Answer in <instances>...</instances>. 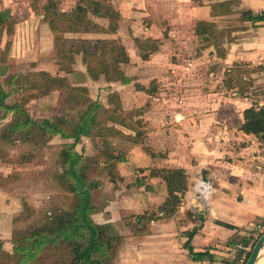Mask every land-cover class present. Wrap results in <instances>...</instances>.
I'll use <instances>...</instances> for the list:
<instances>
[{"label":"crops","instance_id":"obj_1","mask_svg":"<svg viewBox=\"0 0 264 264\" xmlns=\"http://www.w3.org/2000/svg\"><path fill=\"white\" fill-rule=\"evenodd\" d=\"M148 1L135 5V0H122L113 7L120 14L117 30L122 32V44L133 45L125 50L128 61L120 64L128 82L107 81L103 75L91 79L81 55H75L72 70H62L63 74L79 75L77 82L68 80L86 87L90 102L106 109L118 106L124 116L164 91L167 71L198 70L175 69L171 64L164 68L160 64L164 58L174 54L175 60L193 63L205 61L209 54L221 61V119L216 113L195 115L197 111L152 116L145 112L126 118L141 132L135 141L123 138L134 136L132 126L108 118L102 127H114L122 136L102 137L97 133L101 126L82 135L80 140L94 139L113 156L110 164L101 162L110 184L123 179L120 198L107 204L106 218L95 212L99 213L95 220L117 223L123 216L117 204L125 202L133 205L134 213L157 207V216L140 239L152 243L142 248L138 264H235L241 246L252 241L254 224L264 217V134L241 130L243 111L264 106V0H153L152 9ZM200 27L211 32H201ZM139 40L154 45L147 56L140 55ZM194 42L208 45L186 55L188 44ZM147 75L155 79L151 85ZM158 104L168 105L164 98ZM80 140L74 149L82 154V148L77 150ZM123 141L130 143L129 148L117 149L116 143ZM170 186L176 189L174 198ZM152 234L154 238H149ZM125 250L120 257H125ZM192 253L202 255L194 258Z\"/></svg>","mask_w":264,"mask_h":264},{"label":"rangeland","instance_id":"obj_2","mask_svg":"<svg viewBox=\"0 0 264 264\" xmlns=\"http://www.w3.org/2000/svg\"><path fill=\"white\" fill-rule=\"evenodd\" d=\"M54 1L59 10L68 11L76 5L78 0ZM100 1L106 5L116 7L122 0ZM46 2L47 0H0V10L9 9L10 15L15 21L10 33L6 34L3 31L0 41V69H5L4 73L0 74V88L4 89L5 92L10 90L11 87L8 81L11 75H16L20 83V88L7 95L1 102L7 105H18L19 109L24 110L33 119L41 120L61 117L66 122L64 128L72 131L88 105H81L79 101H74L73 99L63 102L60 100L61 97L58 90H52L42 95V90H39L38 87H31L30 81L33 77L29 74L47 71L52 76H65L56 53V48H58L56 42L59 39L62 42L63 37H88L87 39H91L93 42L99 39H110L114 40L116 45L123 47L124 50L126 48L133 49V45L122 44L121 30L108 34L80 33V36L78 33H65L58 34V37H56L48 27L47 21L43 18L44 11L42 6ZM137 3L138 0H135V5ZM147 5L152 9L153 0H149ZM152 14L154 13L152 12ZM90 17L102 26L108 24V20L105 18ZM140 41L142 42V40L136 42L141 51L140 55L147 56L146 53L148 50L153 49L154 45L149 43L142 44ZM206 45L208 44L203 42L190 43L188 44V49L190 50H187V52H185L187 43L182 48L186 55L188 53L194 55L195 52L198 53L200 48H204ZM180 55L184 54L180 52ZM171 56L174 60L170 57L167 60L164 58L160 62L164 68L171 64L172 66L174 65L175 69L179 66H184L185 68L194 66L198 70L192 72L188 69L180 68L178 74H172L171 71H167L164 75L165 77H163L164 91H158L161 94L155 96L157 97L155 100L148 99L142 106L133 110L134 114H132V117L145 112L144 115L149 116L151 114L152 116L172 115L173 113L181 115L180 113L183 112L197 111L193 113L195 115L216 113L217 118L221 119V61L214 60L211 56L209 57V54H207L208 58L205 61L195 59L193 63L189 59L175 60L178 56L174 54H171ZM78 76L70 75L68 78L71 82H77ZM151 76L147 75L146 77L148 85H151L153 80H155ZM135 83L138 82L135 81ZM162 98L167 101L168 105L161 107L158 104V101H162ZM185 102L189 103L184 104ZM142 108L143 110H141ZM104 110L106 108L100 105V108L93 112L91 121H89L93 132L99 126L102 128V126L107 124L109 115ZM171 110H173L172 113ZM137 111L139 112L135 113ZM23 115L22 113L21 116ZM15 117H20V114L15 116L11 111L4 115V109L0 107V243L3 249L11 255L14 253V242L19 244L22 236L30 229L50 223L55 215L68 210L70 203V196L60 189L58 179V174L61 172L62 167L60 154L67 141L60 137L47 141L39 137L34 140H28V137L17 136L12 133H7L3 136L7 130V124L13 121ZM129 144L123 141L116 143V147L117 149H127L130 146ZM81 148L84 153L82 154L89 159V162L101 156L100 158L98 157V166L90 173V178L97 184L90 190V202L94 206L91 215L92 220L97 224H102L95 220V217H97L95 215L99 213L103 217L107 215L105 212L108 207L107 204L112 199L117 200L121 196L122 188L120 185L123 179H118L113 182L114 184H110L107 167L102 166L101 162H103L104 154H111L108 150L104 152V149L97 141L94 139L88 140V142L80 140L77 144V150L81 152ZM89 149L93 151V154H89ZM92 166L93 164L90 163L86 170L89 171ZM126 190L124 189V191ZM117 208L123 216H120L121 218L117 223L112 222L110 224H112L113 230L122 238L123 244L119 253L115 256L113 264H138L139 255L141 256V253H143L141 251L142 248H147L152 243V239H148V241L143 243H140V239H144V234L152 225L150 219L157 216L159 208L149 207L143 213H134L132 211L134 209L133 205L126 202L117 204ZM98 211L99 213L95 214ZM138 217H141L142 221L140 223H136ZM178 236L180 235L178 234ZM130 237L131 239L127 241ZM149 238H154L153 234ZM128 243L127 247L125 244ZM126 247L127 249L125 250ZM122 250L126 251L125 257L119 256L123 252ZM40 254L42 255L39 259L36 258L23 263H19L17 254H14L13 258L11 257L5 264H67L69 260L68 251L56 246L49 247ZM0 258H4L1 253Z\"/></svg>","mask_w":264,"mask_h":264},{"label":"trees","instance_id":"obj_3","mask_svg":"<svg viewBox=\"0 0 264 264\" xmlns=\"http://www.w3.org/2000/svg\"><path fill=\"white\" fill-rule=\"evenodd\" d=\"M42 9L44 11L43 18L56 37L58 34L65 33L108 34L114 33L118 29L120 14L111 5H106L100 0H78L76 5L68 11L59 10L54 0H47ZM90 16L105 18L108 20V24L102 26ZM14 23L9 9L0 10V41L3 31L6 34L10 33ZM199 31L211 32V29L201 28ZM63 38L62 42L60 39L56 42L58 44L56 53L60 67L65 72L68 73L72 70L71 64L75 60V55H81V60L85 64L91 79L95 80L103 75L107 81L128 82L129 78L124 75L120 67L121 63L128 61V56L123 47L116 45L114 40L99 39L93 42L91 39L81 37ZM4 71V68L0 69V74H3ZM29 75L33 77L30 81L31 87H38L39 90H42V95L52 90H58L61 101L73 99L79 101L81 105L87 104L88 107L86 111L82 112L79 122L72 131H68L64 128L66 122L61 117L33 119L24 110L19 109L18 105H7L1 102L7 95L20 88L16 75H11L9 78L8 84L11 88L8 92L0 88V107L4 109V115L11 111L15 116L20 114V117H15L13 121L7 124V130L3 136L12 133L17 136L28 137V140L39 137L47 141L59 135L67 141L60 154L62 167L58 179L60 189L70 196L69 209L55 215L50 223L30 229L22 236L19 244L14 242L13 255L17 254L18 262L23 263L36 258L39 259L42 255L40 253L49 247L56 246L68 251L69 260L67 264H113L115 256L122 247V238L113 230L112 224H97L91 218L94 206L90 202V190L97 184L90 178V173L98 166V157L101 156L89 162V159L74 149L82 135L91 133L92 125L89 121H91L93 112L100 108V105L97 102L89 101L86 87L72 85L66 76H52L47 71H38ZM106 111L109 120L121 122L122 125L128 124L126 118L131 119L132 114H134V111L133 113L129 111L122 116L118 106L104 110V112ZM22 113L24 117L21 116ZM243 119L244 122L241 126L243 132L256 135L264 134V106L246 108L243 111ZM136 124L139 125V122ZM128 125L135 129L133 137L123 135L114 127H102L97 133L102 137L112 135L120 137L123 135V138L135 141L141 132L134 125ZM103 156V163L110 164L113 156L106 154ZM90 163L93 166L87 171L86 167ZM184 186L185 184L177 188L180 189ZM174 190L176 189H173L172 186L169 187L170 195L173 198L175 197ZM140 218L136 219V223L142 221ZM109 230L111 231L109 232ZM0 253L4 257L0 258V264H5L11 257L13 258V255L3 249L1 243ZM201 255V253L191 254L194 258H200Z\"/></svg>","mask_w":264,"mask_h":264},{"label":"built area","instance_id":"obj_4","mask_svg":"<svg viewBox=\"0 0 264 264\" xmlns=\"http://www.w3.org/2000/svg\"><path fill=\"white\" fill-rule=\"evenodd\" d=\"M264 234V217L259 219L254 224V231L252 235V241L249 242L246 245L241 246V252L239 253V256H237L235 260V264H244L252 250L253 245L257 241V239Z\"/></svg>","mask_w":264,"mask_h":264},{"label":"water","instance_id":"obj_5","mask_svg":"<svg viewBox=\"0 0 264 264\" xmlns=\"http://www.w3.org/2000/svg\"><path fill=\"white\" fill-rule=\"evenodd\" d=\"M244 264H264V234L257 239Z\"/></svg>","mask_w":264,"mask_h":264}]
</instances>
